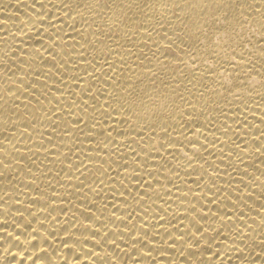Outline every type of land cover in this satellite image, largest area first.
I'll list each match as a JSON object with an SVG mask.
<instances>
[{
  "label": "bare ground",
  "instance_id": "bare-ground-1",
  "mask_svg": "<svg viewBox=\"0 0 264 264\" xmlns=\"http://www.w3.org/2000/svg\"><path fill=\"white\" fill-rule=\"evenodd\" d=\"M0 264H264V0H0Z\"/></svg>",
  "mask_w": 264,
  "mask_h": 264
}]
</instances>
